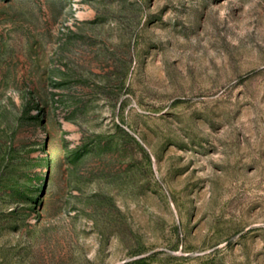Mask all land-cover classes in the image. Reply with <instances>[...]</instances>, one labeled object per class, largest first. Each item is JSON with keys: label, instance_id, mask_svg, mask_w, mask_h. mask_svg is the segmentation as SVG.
<instances>
[{"label": "rangeland", "instance_id": "rangeland-1", "mask_svg": "<svg viewBox=\"0 0 264 264\" xmlns=\"http://www.w3.org/2000/svg\"><path fill=\"white\" fill-rule=\"evenodd\" d=\"M0 264H264V0H0Z\"/></svg>", "mask_w": 264, "mask_h": 264}]
</instances>
